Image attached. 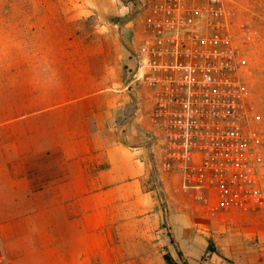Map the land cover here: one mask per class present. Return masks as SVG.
<instances>
[{
    "label": "crops",
    "instance_id": "0c3cea01",
    "mask_svg": "<svg viewBox=\"0 0 264 264\" xmlns=\"http://www.w3.org/2000/svg\"><path fill=\"white\" fill-rule=\"evenodd\" d=\"M81 48L85 55L66 61H0L6 254L11 264H167L143 249L156 237L142 219L153 201L144 181L154 142L137 112L135 57L125 49L113 57L107 44ZM113 59L125 69L114 82ZM114 86L120 93L111 92ZM47 132L54 133L49 145Z\"/></svg>",
    "mask_w": 264,
    "mask_h": 264
},
{
    "label": "built area",
    "instance_id": "2783aa9c",
    "mask_svg": "<svg viewBox=\"0 0 264 264\" xmlns=\"http://www.w3.org/2000/svg\"><path fill=\"white\" fill-rule=\"evenodd\" d=\"M232 2L125 1L142 18L132 84L147 91L154 167L211 212L264 204V133L239 70ZM0 264H11L1 234Z\"/></svg>",
    "mask_w": 264,
    "mask_h": 264
},
{
    "label": "rangeland",
    "instance_id": "374dc122",
    "mask_svg": "<svg viewBox=\"0 0 264 264\" xmlns=\"http://www.w3.org/2000/svg\"><path fill=\"white\" fill-rule=\"evenodd\" d=\"M125 1L0 0V61L24 57L66 61L85 55L81 47L97 51L104 44L110 45L113 57L125 49L134 58L142 18L136 6ZM231 6L240 74L264 133V0H233ZM111 65L114 82L125 69H117L114 59ZM133 85L141 91L137 97L142 113L138 115L147 120V91ZM111 92L120 93L117 86ZM69 134L63 133L64 139ZM46 136L48 145L52 144L54 133L47 132ZM0 141L5 142L6 136ZM144 190L153 201L143 211L142 219L156 236L143 245L144 250L163 257L170 254L181 264L169 236L173 234L189 264H264V204L255 210L208 211L179 190L176 175L162 174L154 166L148 169ZM210 246L215 250H208Z\"/></svg>",
    "mask_w": 264,
    "mask_h": 264
},
{
    "label": "trees",
    "instance_id": "16d2710c",
    "mask_svg": "<svg viewBox=\"0 0 264 264\" xmlns=\"http://www.w3.org/2000/svg\"><path fill=\"white\" fill-rule=\"evenodd\" d=\"M171 243L174 244V240L173 239H171ZM208 250L214 251L215 249L210 246V247H208ZM177 254H178V257L180 258L181 264H189L188 260L184 257L182 251L177 249ZM164 259H165L167 264H180L170 254L165 255Z\"/></svg>",
    "mask_w": 264,
    "mask_h": 264
}]
</instances>
